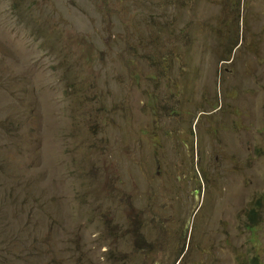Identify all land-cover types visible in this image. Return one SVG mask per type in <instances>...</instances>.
Here are the masks:
<instances>
[{"label":"rangeland","instance_id":"374dc122","mask_svg":"<svg viewBox=\"0 0 264 264\" xmlns=\"http://www.w3.org/2000/svg\"><path fill=\"white\" fill-rule=\"evenodd\" d=\"M255 255L264 0H0V264Z\"/></svg>","mask_w":264,"mask_h":264},{"label":"trees","instance_id":"16d2710c","mask_svg":"<svg viewBox=\"0 0 264 264\" xmlns=\"http://www.w3.org/2000/svg\"><path fill=\"white\" fill-rule=\"evenodd\" d=\"M73 88L75 89V91H78V83H72ZM255 209L251 210V213H254ZM250 264H264V262L262 260H260L258 255L252 256L250 259Z\"/></svg>","mask_w":264,"mask_h":264},{"label":"clouds","instance_id":"9594fccd","mask_svg":"<svg viewBox=\"0 0 264 264\" xmlns=\"http://www.w3.org/2000/svg\"><path fill=\"white\" fill-rule=\"evenodd\" d=\"M145 56H146V55H139L138 52L136 53V57H137V58H141V57H145ZM130 60L133 61V58H130ZM214 109H215V108H213V109L210 110V111L202 110L200 113H211ZM200 113H199V114H200Z\"/></svg>","mask_w":264,"mask_h":264}]
</instances>
